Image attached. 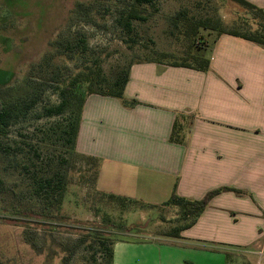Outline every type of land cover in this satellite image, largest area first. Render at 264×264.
<instances>
[{"label": "rangeland", "instance_id": "1", "mask_svg": "<svg viewBox=\"0 0 264 264\" xmlns=\"http://www.w3.org/2000/svg\"><path fill=\"white\" fill-rule=\"evenodd\" d=\"M128 1L0 0V99L15 112L0 133V264H103L97 235L162 241L186 222L178 206L125 202L100 191L94 164L73 155L66 142L70 112L50 116L45 109L60 102L65 80L96 55L112 75L137 62L208 57L219 31L200 28L188 38L187 19L212 18L241 31L257 25L250 9L233 0H155L144 8L147 21H134L130 37L117 22ZM70 41L87 52L73 54ZM49 159L68 173L59 208L33 194ZM226 262L240 264L233 256Z\"/></svg>", "mask_w": 264, "mask_h": 264}, {"label": "crops", "instance_id": "2", "mask_svg": "<svg viewBox=\"0 0 264 264\" xmlns=\"http://www.w3.org/2000/svg\"><path fill=\"white\" fill-rule=\"evenodd\" d=\"M206 58L137 62L123 99L86 97L76 149L99 158L100 191L157 206L222 188L179 236L117 239L113 264L264 262V45L222 33Z\"/></svg>", "mask_w": 264, "mask_h": 264}, {"label": "trees", "instance_id": "3", "mask_svg": "<svg viewBox=\"0 0 264 264\" xmlns=\"http://www.w3.org/2000/svg\"><path fill=\"white\" fill-rule=\"evenodd\" d=\"M243 8L250 9V19L257 25L255 29L241 31L238 28L229 29L225 26V23L212 20V18H202L192 21L187 19L182 22V28L184 29V34L188 38L196 36L200 28H207L212 30H218L219 34L229 33L236 36H240L247 40L254 41L261 45H264V9L258 7L254 3L248 0H233ZM155 0H129L126 5L119 11V16L117 22L122 28V30L130 35H136V28L134 21H147L148 15L146 14L145 7L147 5H153ZM179 15V14H178ZM195 38V37H194ZM83 42L84 39H82ZM84 46V44H83ZM78 50V47L74 42H68L66 48L70 50L73 54H83L87 52L88 46H85ZM192 58L194 61H192ZM190 58L191 60H182L175 63H169L174 66H184L190 68H197L200 70H207L210 65V60L202 55H195ZM159 61V60H153ZM103 58L100 55L91 58L85 68L77 72L76 74L70 76L62 84L60 88V102L57 105L50 106L45 109L46 114L61 115L65 112H70V117L68 122L63 128V133L66 137V142L72 149L73 155L80 154L82 157L89 159L93 164V170L95 171L96 178L99 171L100 160L97 157L88 156L79 153L76 149L77 136L81 124L82 112L85 104L86 97L90 94H101L108 96H115L119 98H124V90L130 76V65L128 68H123L120 71L115 70L112 75H108L105 72L103 65ZM164 62V61H159ZM83 85L85 88L80 91L79 86ZM35 99H32L29 106L34 104ZM13 107H8L5 102L0 99V133L4 132L11 121L15 117V112ZM57 164L52 162V159L47 160L46 168H42L41 174L36 176L35 186H34V196L43 199L51 207H60L64 197L66 195L67 187V177L68 173L61 166L57 167ZM44 169V170H43ZM97 180V179H96ZM5 187L4 180L0 177V191ZM222 191V188L212 190L208 192L201 199H189L178 195L173 192L172 196L166 201L165 205H175L181 210L184 216L185 223L180 227L174 228L171 236H179L180 232L184 229L191 227L202 214L206 206L209 204L212 197ZM112 197H116L125 202H140L138 200L116 196L114 194H109ZM146 204V203H145ZM122 227V231L128 230V226L119 224ZM131 231H141L139 227H130ZM99 237V249L104 253L103 264H113L114 261V243L117 240L111 239L110 237H105L102 235H97ZM119 239V238H118ZM128 239V238H125ZM134 241L142 242V239H133ZM185 264H194L190 261H186Z\"/></svg>", "mask_w": 264, "mask_h": 264}]
</instances>
